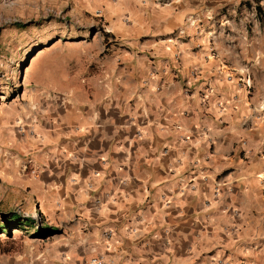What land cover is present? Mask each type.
Segmentation results:
<instances>
[{"label": "crops", "instance_id": "crops-1", "mask_svg": "<svg viewBox=\"0 0 264 264\" xmlns=\"http://www.w3.org/2000/svg\"><path fill=\"white\" fill-rule=\"evenodd\" d=\"M130 3L87 1L101 10V36L81 33L77 52L57 55L62 82L45 81L56 97L37 92L13 114L28 135L8 170L29 176L41 214L68 237L59 264L98 253L113 264H238L262 170L249 144L260 139L258 116L231 79L248 71L244 53L219 52V26L185 24L180 36L181 22ZM49 66L37 76L52 77Z\"/></svg>", "mask_w": 264, "mask_h": 264}, {"label": "rangeland", "instance_id": "rangeland-1", "mask_svg": "<svg viewBox=\"0 0 264 264\" xmlns=\"http://www.w3.org/2000/svg\"><path fill=\"white\" fill-rule=\"evenodd\" d=\"M87 1L0 0V213H18L22 222L27 224L8 230V233L5 230L0 233V264H59L55 256L60 255L61 248L56 252V247L63 246L68 238L61 233V225L49 223L41 214L38 192L31 190L26 183L29 176L9 172L7 165L12 160L14 142L22 143L28 135L26 122L13 117L20 110V104L35 98L37 92L56 97L46 82L53 80L56 86L62 82L60 70L65 66L57 60V55L77 52L72 47L77 46V38H83L81 33L91 38L93 30L101 36L97 29L101 10L86 7ZM129 1L134 10H140L138 4L142 8L154 7L162 14L166 13L167 19L181 22L183 27L177 29L180 36H186L185 24L200 33L206 28L213 32L219 30V52L224 56L237 58L240 52L244 53L240 63L242 68L248 67V71L245 69L240 73L242 75L236 73L230 78H236L234 84L245 86L247 93L244 98L249 102V112L258 116L260 126L245 122L241 127L258 126L260 139L258 143L252 140L249 144L256 146L255 153L250 150L259 157L255 163L262 170L255 176L258 181L254 191L257 204L255 221L247 230L249 237L244 236L237 244L236 249L245 252L236 254L238 264H264V0ZM99 36L95 35L85 45L88 51L98 43ZM65 38L68 41H63ZM81 42L85 44L86 41ZM50 57L52 61L47 62ZM47 64L54 70L52 77L37 76V68ZM87 66L88 62L82 61L77 67ZM221 103L220 112L223 108ZM238 142L252 148L246 145L244 138ZM33 202H37L35 208L32 207ZM221 261L216 263L221 264Z\"/></svg>", "mask_w": 264, "mask_h": 264}, {"label": "trees", "instance_id": "trees-1", "mask_svg": "<svg viewBox=\"0 0 264 264\" xmlns=\"http://www.w3.org/2000/svg\"><path fill=\"white\" fill-rule=\"evenodd\" d=\"M256 7H258L256 5ZM103 35H107L106 33ZM3 218L0 219V233L3 232V230L8 233V230H12L15 228H21L24 223L22 222V217L19 216L18 213L15 212H8V213H0ZM30 220L29 218H26ZM31 222V220H30ZM27 225V224H24Z\"/></svg>", "mask_w": 264, "mask_h": 264}, {"label": "built area", "instance_id": "built-area-1", "mask_svg": "<svg viewBox=\"0 0 264 264\" xmlns=\"http://www.w3.org/2000/svg\"><path fill=\"white\" fill-rule=\"evenodd\" d=\"M89 262L90 264H113V261L111 259L99 253L92 256Z\"/></svg>", "mask_w": 264, "mask_h": 264}, {"label": "bare ground", "instance_id": "bare-ground-1", "mask_svg": "<svg viewBox=\"0 0 264 264\" xmlns=\"http://www.w3.org/2000/svg\"><path fill=\"white\" fill-rule=\"evenodd\" d=\"M35 214V213H34Z\"/></svg>", "mask_w": 264, "mask_h": 264}]
</instances>
